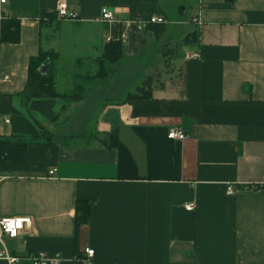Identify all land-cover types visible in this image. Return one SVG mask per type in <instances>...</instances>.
Masks as SVG:
<instances>
[{
    "label": "crops",
    "instance_id": "obj_1",
    "mask_svg": "<svg viewBox=\"0 0 264 264\" xmlns=\"http://www.w3.org/2000/svg\"><path fill=\"white\" fill-rule=\"evenodd\" d=\"M60 2L77 17L58 19ZM189 6L194 28L174 53L170 25H183ZM155 14L167 19L162 33L137 27ZM5 16L20 19L21 38L0 42V138L74 136L0 158V218L32 219L5 239L18 264L39 252L59 264H264V0H6L0 26ZM153 36L163 49L148 47ZM112 39L123 56L97 77ZM42 49L59 54L56 89L80 88L82 99L22 98ZM150 51L166 66L138 74L136 58L151 61ZM146 75L150 94L130 97ZM71 110L83 125L61 133ZM172 128L186 137L169 138ZM78 199L91 212L76 235Z\"/></svg>",
    "mask_w": 264,
    "mask_h": 264
},
{
    "label": "trees",
    "instance_id": "obj_2",
    "mask_svg": "<svg viewBox=\"0 0 264 264\" xmlns=\"http://www.w3.org/2000/svg\"><path fill=\"white\" fill-rule=\"evenodd\" d=\"M234 2L235 0H227ZM56 14V12H55ZM144 28L152 30L154 33H162L165 30V23L161 24H147ZM191 37L194 33L190 34ZM21 38V21L18 17L5 16L1 19L0 26V42L17 43ZM123 56V46L121 40L112 39L105 45L104 55L99 62V70L97 77L104 78L108 76ZM59 54L55 50H40L38 54L33 55L29 60L28 65V79L24 90L21 92L22 98L25 101L33 98L45 97H62L69 100L77 101L83 98V93L80 88L73 92L62 93L56 89L55 85V63ZM44 65L45 69L40 70ZM152 78L146 75L143 85L138 88L140 92L131 93L130 97L139 96L144 98L150 93V85ZM74 136H60L56 137L49 134L48 131H41L38 135L23 136L13 135L10 137L0 138V158L9 160H20L22 153L28 148L29 145L40 143L43 141L64 142L72 139ZM110 146H112L110 144ZM256 187H259L257 185ZM91 204L87 200L78 199L76 201L75 213V233L78 234L80 225L86 223L90 219Z\"/></svg>",
    "mask_w": 264,
    "mask_h": 264
},
{
    "label": "built area",
    "instance_id": "obj_3",
    "mask_svg": "<svg viewBox=\"0 0 264 264\" xmlns=\"http://www.w3.org/2000/svg\"><path fill=\"white\" fill-rule=\"evenodd\" d=\"M1 3L5 2L6 0H0ZM56 17L58 19H71L77 17V14L73 11L69 10L68 5L66 2H60L56 9ZM102 19L105 21H114L115 14L111 8L104 7L102 9ZM196 18L194 19V21ZM167 19L165 16L161 14H155L148 18L147 20H140L138 21L137 27L139 29H143L147 24H161L166 23ZM9 79V78H8ZM4 121L10 122L9 117H4ZM185 131L182 129L172 128L168 132V137L172 139L182 140L186 137ZM53 173V170L50 171ZM231 192L232 189H229ZM195 207L194 203L186 204L187 210H193ZM32 223V219L30 216H7L0 218V243L2 244L3 248L0 250V258L7 260L9 264H18L20 258L16 255L11 254L6 246H5V239L6 238H16L18 237L21 232L28 227ZM88 256H92L94 254L93 248H85L84 250ZM30 260L33 264H59L62 258L58 255L54 256H47L46 254L39 252L30 255ZM87 262V261H86ZM87 264H90L87 262Z\"/></svg>",
    "mask_w": 264,
    "mask_h": 264
},
{
    "label": "rangeland",
    "instance_id": "obj_4",
    "mask_svg": "<svg viewBox=\"0 0 264 264\" xmlns=\"http://www.w3.org/2000/svg\"><path fill=\"white\" fill-rule=\"evenodd\" d=\"M192 14H193V10L190 9V6H189L187 8V11L185 12V15L182 16V19L184 20L185 23L183 25L179 26L178 28L174 24L170 25L173 28H175L174 31L176 33V41H175V44H174L175 46H173V47H175L173 49L174 53H175V51H178L180 47L183 46L182 38H184V36L188 33V29L191 30V29L194 28V24L191 22V20H192ZM164 39H165V37H162V36H158L157 38L155 36H153V38L149 39V45H148V47L153 48L154 49V52H156V48L158 46H161L162 49H163V47H165L164 46V43H165L164 42L165 41ZM154 52L153 51L152 52L150 51V53H149V54L152 53V56H149V58H148V59H152L151 61H148L147 59H142V58H139V57L136 58V60L138 62L136 64V66H133L135 68H132V69L135 72H137L138 74L139 73L140 74L143 73L146 69L150 72V69H152V68H154V70H159L160 71L163 67L166 66V62L168 60H165V58H163V56L160 53L155 54ZM164 56L166 57L167 54L166 55L164 54ZM133 58L134 57H132V59L130 61V67H131V64L133 62ZM61 62H65V63L69 64L68 60H66V59L61 60ZM72 66H74V65H72ZM126 68H128V67L126 66ZM138 74L136 76H138ZM77 82H80V80H78ZM92 92L93 91H91L89 93L91 94ZM86 93H88V91ZM57 125H58L59 132H61V133H63V132L64 133H69L70 127H75V126L76 127L77 126L80 127V125H83V124L81 123L80 120L74 118L73 111L71 110L70 111V118H68V114H67L66 117H62L57 122ZM68 126H69V128H68Z\"/></svg>",
    "mask_w": 264,
    "mask_h": 264
},
{
    "label": "water",
    "instance_id": "obj_5",
    "mask_svg": "<svg viewBox=\"0 0 264 264\" xmlns=\"http://www.w3.org/2000/svg\"><path fill=\"white\" fill-rule=\"evenodd\" d=\"M44 69H45V66L42 65V66L40 67V70L43 71Z\"/></svg>",
    "mask_w": 264,
    "mask_h": 264
}]
</instances>
